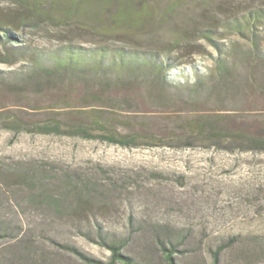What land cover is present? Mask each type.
<instances>
[{
    "label": "rangeland",
    "instance_id": "1",
    "mask_svg": "<svg viewBox=\"0 0 264 264\" xmlns=\"http://www.w3.org/2000/svg\"><path fill=\"white\" fill-rule=\"evenodd\" d=\"M111 1L102 0L88 10L117 11ZM150 1L144 4L142 19L155 9ZM258 6L264 8V0L186 2L185 10L157 26L153 37L172 40L174 31L187 29L190 20H222L228 11ZM14 8L11 1L0 0V11ZM26 32L27 39L38 45L53 40L44 37L43 29ZM218 32L223 51L198 40L201 46L188 48L194 53L177 69L189 72L193 66L208 78L206 89L214 87L198 107L201 111L220 118L224 126L264 139V60L255 66L245 64L243 55L252 53L250 44L233 32ZM91 36L72 35L85 40ZM261 43L264 49V37ZM221 56L231 63L225 87L219 85L215 67ZM11 69L0 64L5 76ZM8 77L0 80V264H86L69 247L108 262L110 252L98 243L100 234L120 240L122 253L137 264H166L160 239L165 248H175L176 264H212L213 252L220 248L218 264H264V150L231 139L197 140L191 148H183L181 142L174 147L124 148L75 135L28 133L24 128L33 124L56 119L68 123L81 111L50 107L64 98L75 100L82 88L37 90L29 81ZM148 83L140 82L133 90L123 85L111 88L119 95L124 89L131 99L122 103L121 116L147 125L162 120L159 114H136L148 111L153 102ZM175 103L167 108L181 110ZM15 122H20L17 128ZM26 170L33 174V182L23 177ZM70 178L91 186L83 203L63 191ZM40 191L56 198L64 192L65 199L59 198L60 207L54 210L31 199Z\"/></svg>",
    "mask_w": 264,
    "mask_h": 264
},
{
    "label": "trees",
    "instance_id": "2",
    "mask_svg": "<svg viewBox=\"0 0 264 264\" xmlns=\"http://www.w3.org/2000/svg\"><path fill=\"white\" fill-rule=\"evenodd\" d=\"M8 1L15 8L13 11H0V64L13 69L8 70L6 76L5 72H0V80L8 81L10 74L17 81L31 82L37 90L48 86H56L58 90L74 85L82 88V93L75 100L64 98L50 107L59 111H81L76 112L77 115L68 123L51 120L26 126V132L75 135L124 148L139 145L174 147L180 142L183 148H191L197 140L210 143L231 139L264 150V139L247 136L243 129L224 126L220 118L198 108L205 95L209 97L212 94L214 87L206 89L208 78L201 77L193 66L189 72L177 69V66L187 64L186 58L194 53L195 50L189 52L188 48L201 46L197 44L198 40H205L217 51H223L221 46L224 44L217 42L222 35L219 29L233 32L241 41L248 42L252 53L244 52V63L251 66L259 64L264 60V49L261 48L264 37L263 7L228 11L222 20L207 18L205 23L190 20V28L174 31L172 40H160L153 37L157 26H164L169 23L168 18L179 15L182 9L185 10L186 2L207 0H151L155 9L145 19L141 18L146 15L143 7L149 0H109L117 5L118 10H101V13L95 8L90 10L102 0H61L56 4L53 0ZM125 5L128 6L126 9ZM129 7L133 8L131 14ZM43 26L46 27L41 28ZM46 28L54 31H47ZM39 29L45 31L44 37L50 36L53 40L38 45L27 39L26 31ZM74 34H89L93 38H73ZM221 57L216 59L215 67L218 83L225 87L229 85L226 74L231 63L226 56ZM249 73L254 75L251 70ZM191 74L194 75L193 80ZM93 82L100 83L92 85ZM140 82H149V95L153 102L149 104L148 111H136V114L148 112L163 116L157 124L147 125L129 115L121 116L124 112L122 103L131 99L124 89L120 95L116 90L122 85L133 90ZM173 102L176 105L179 103L182 109L169 110L168 104ZM112 112L119 115L112 116ZM14 124L17 128L20 122ZM23 177L30 182L34 180L33 174L27 170ZM70 180L63 191L83 203L88 199L91 186L79 179ZM62 195L58 194L56 198L40 191L31 199L56 210L60 207V199H65ZM98 236V243L110 252L108 262L87 256L72 247L68 249L86 264H137L133 258L122 253L124 245L120 240L110 239L106 234ZM158 244L164 252L166 264H176L173 258L175 248L171 245V248H165L161 239ZM221 250L213 252L212 264H218Z\"/></svg>",
    "mask_w": 264,
    "mask_h": 264
}]
</instances>
